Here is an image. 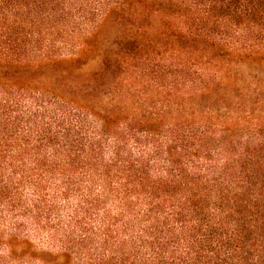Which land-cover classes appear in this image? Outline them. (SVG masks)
Wrapping results in <instances>:
<instances>
[{"label": "trees", "instance_id": "1", "mask_svg": "<svg viewBox=\"0 0 264 264\" xmlns=\"http://www.w3.org/2000/svg\"><path fill=\"white\" fill-rule=\"evenodd\" d=\"M0 264H264V0H0Z\"/></svg>", "mask_w": 264, "mask_h": 264}]
</instances>
